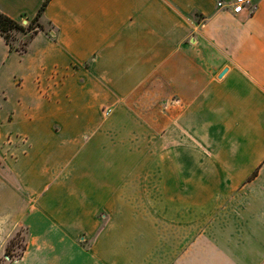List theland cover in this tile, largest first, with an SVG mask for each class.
Here are the masks:
<instances>
[{"label":"crops","instance_id":"0c3cea01","mask_svg":"<svg viewBox=\"0 0 264 264\" xmlns=\"http://www.w3.org/2000/svg\"><path fill=\"white\" fill-rule=\"evenodd\" d=\"M216 1L48 0L0 36V264H264V0Z\"/></svg>","mask_w":264,"mask_h":264},{"label":"trees","instance_id":"16d2710c","mask_svg":"<svg viewBox=\"0 0 264 264\" xmlns=\"http://www.w3.org/2000/svg\"><path fill=\"white\" fill-rule=\"evenodd\" d=\"M48 0H45L40 8L38 9L36 15L30 19H28V22L26 25H23L20 20L13 19L3 12L0 11V36L5 40V42L8 44L10 50L15 51H24L25 50V42H22L20 45H16L13 43L15 40V37L13 34L19 33L22 35H32L36 33L38 30H43V25L40 23V16L42 14V11L44 10ZM19 232H17L8 242L6 248H5V254H9L10 248L12 245H15L18 243L17 240H15V236L18 235ZM23 248V245L21 246Z\"/></svg>","mask_w":264,"mask_h":264},{"label":"built area","instance_id":"2783aa9c","mask_svg":"<svg viewBox=\"0 0 264 264\" xmlns=\"http://www.w3.org/2000/svg\"><path fill=\"white\" fill-rule=\"evenodd\" d=\"M216 7L218 9L230 11L233 14H239L243 11H246L248 14H252L256 9V5L253 3V0H232L227 4L222 0H218L216 1Z\"/></svg>","mask_w":264,"mask_h":264},{"label":"rangeland","instance_id":"374dc122","mask_svg":"<svg viewBox=\"0 0 264 264\" xmlns=\"http://www.w3.org/2000/svg\"><path fill=\"white\" fill-rule=\"evenodd\" d=\"M27 22H28V21H27ZM27 22H26L25 24H24L23 22H21V23H22L23 25H26ZM13 36L15 37V40L13 41L14 44H16V45H20L22 42H24L22 38H23L25 35H22V34H19V33H15V34H13ZM21 45H22V44H21ZM2 103H3V101H2V98L0 97V120H1L2 118H4V116L2 115V111H3V110H1ZM21 235H23V232H22V231H19L18 235L15 236L14 242H15V240H17L18 243L15 244V245H12V246H11L10 251H9V254L14 253V252H15V253H18V252L21 251V246L23 245V244H22Z\"/></svg>","mask_w":264,"mask_h":264},{"label":"water","instance_id":"95a60500","mask_svg":"<svg viewBox=\"0 0 264 264\" xmlns=\"http://www.w3.org/2000/svg\"><path fill=\"white\" fill-rule=\"evenodd\" d=\"M26 22H27L26 20L23 21L24 24H25Z\"/></svg>","mask_w":264,"mask_h":264}]
</instances>
